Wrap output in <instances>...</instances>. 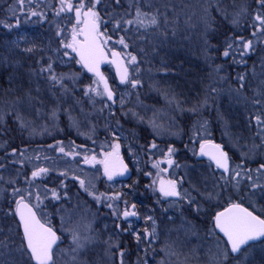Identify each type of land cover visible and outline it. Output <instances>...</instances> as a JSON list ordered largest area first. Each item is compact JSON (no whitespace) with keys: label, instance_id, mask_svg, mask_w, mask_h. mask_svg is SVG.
<instances>
[{"label":"rangeland","instance_id":"374dc122","mask_svg":"<svg viewBox=\"0 0 264 264\" xmlns=\"http://www.w3.org/2000/svg\"><path fill=\"white\" fill-rule=\"evenodd\" d=\"M175 0H148L151 8L145 7V11L159 9L161 13L166 14L174 7ZM214 0H212L213 2ZM15 2V1H14ZM13 2V3H14ZM121 5H116L114 0H102V3L97 6L98 10H101V16L107 20L109 16H115L119 18L123 13L129 9L131 0H122ZM209 3L206 0H183L181 3L182 12L181 18L184 17L186 23L196 17L195 21L198 22V26L204 27L202 18L204 17L203 9ZM26 5V4H25ZM15 6V5H14ZM215 6V2L212 3ZM59 7V3L57 7ZM245 5H236L232 8V17H236L237 13H241V9H244ZM173 10V9H172ZM38 12V9L35 10ZM103 11V12H102ZM24 13H27L25 10ZM105 14V15H104ZM43 22L39 17L29 16L25 14L23 17H18L20 23L16 26V20H8L6 24L12 25L11 28H7L6 40L7 45L3 53H0V62L6 66L14 67L18 69L21 67L27 58L32 57H51L61 65L69 66L66 69V76L70 78L76 76V81H80L82 74L76 71L73 59L63 57L62 53L64 49L61 48L59 40L61 37H57L56 25L59 24L65 29V35L71 28V24L74 23V17L72 13H61L59 17L55 15ZM12 16V15H11ZM243 16L242 13L238 16ZM71 21V22H70ZM4 23V25H6ZM110 26V25H106ZM197 26V24H195ZM108 28V27H107ZM110 29V28H108ZM151 30V31H150ZM154 29H148L140 32H129L127 35L132 34L144 35L149 32L151 36ZM110 31V30H109ZM157 31V30H155ZM111 32V31H110ZM120 35H123L120 33ZM117 38V37H116ZM115 38V39H116ZM125 39L126 36H125ZM119 46V45H116ZM32 47L35 50L32 53L26 52L25 49ZM59 49V52L57 51ZM73 55V54H72ZM74 56V55H73ZM254 57V56H253ZM63 61V62H61ZM145 66V65H144ZM140 71L134 75V78L140 81V84L136 88H132L129 84H121L112 66H108L104 69L103 73L108 79L109 86L113 89L115 95V103L106 101V99L100 100L98 96L92 102L93 107L83 113L84 110L79 105L81 102L71 98L72 102H67L65 109H62V103H53L42 101L39 103V109L36 112L32 111V102L26 100L25 102H9L6 103L1 110L13 111L19 113L23 117L27 114L26 125L33 131L39 133H46L51 135L53 131L61 130L60 127V115H64L65 125L67 124V130L73 132L75 140L78 141L79 146L76 151L80 152L78 156H64L55 148H46L43 150H31L25 152L28 157H32V163L27 157H21L14 155L9 157L11 164H4L0 168V176H3V181H0V230L5 225L6 231L13 229L14 224L10 219V212L15 205L13 203L14 197L11 195L12 188H28V184L25 182V176L30 177L31 171L34 165H42L50 168L48 176L42 180H38L37 183L47 185L48 188H56L59 191L60 181L64 180L67 185L64 189V193L67 196L64 197V193L60 194L62 199L60 201L44 200L41 206L43 214L55 225L59 233L63 231L61 235V243L55 251V259L57 264H71V256L68 254L69 249L73 246L72 235L68 229L79 228L81 235H87L91 237V242L87 246L80 250L77 255V264H120V251L124 252V264H218L222 259L218 254V241L216 239L217 234H210L209 229L211 226H203L197 224L196 221L190 219L192 211H197L195 206H189L186 201L180 200L176 197H162L158 191H153L152 180L155 178L156 169L152 167V162L155 160H162L163 156L160 150L167 152V148L172 146L175 148V144L180 141L183 134V125L174 113V106H169L166 103L167 99L165 93L168 95L175 92L167 86L170 77L165 76V72L159 70L157 67L151 64H147L143 67L139 64ZM250 74L249 85L238 95L233 89L238 88L229 86V81L226 83L224 74L220 71L212 75V79L215 78L219 89L218 95L223 97L228 96L236 97L241 101L240 108L242 110L255 111V107L251 101L257 92L264 91V61L257 67H252ZM215 68H213L214 70ZM224 79H221V78ZM210 79V77H208ZM214 79V80H215ZM195 80L187 78L186 83L192 84ZM77 83V82H76ZM75 83V84H76ZM193 86V85H192ZM151 97L150 101H143L138 93L143 92ZM151 93V94H150ZM211 92H209L210 94ZM153 94V95H152ZM206 96V95H205ZM169 97V96H168ZM216 99L217 95H214ZM212 98V93H211ZM258 98V97H257ZM30 99V98H29ZM74 100V101H73ZM121 100L123 103H121ZM222 100V99H221ZM219 102V101H218ZM59 104V105H58ZM105 104L110 107H106ZM25 107V108H24ZM119 108V109H118ZM25 109V110H24ZM53 109L57 110V119L51 118ZM36 113L40 117L37 122L33 123L32 116H36ZM256 113V112H255ZM98 114V119L97 118ZM99 114H102L100 119ZM71 116V120L69 119ZM0 128L5 123V118L0 120ZM29 121V124L27 122ZM116 123V124H113ZM140 128L145 130L148 128L152 135L149 138H144L139 135ZM194 126L191 128L189 134V140L192 144L198 142V137L195 135ZM119 137V140L114 138ZM200 135H205L203 132ZM72 138V136H69ZM227 138V137H226ZM68 137L60 138L57 142H62L65 147V151H70L72 144L67 140ZM153 141H150V140ZM214 141H217L211 138ZM169 143L165 148L161 142ZM261 139L256 136V140L252 143H245L243 140H236L232 135V139L227 144L233 150L235 155H238L240 160H236L233 165L240 164L242 160L241 152L247 153L244 160V167L253 170L256 169L251 163L256 162V156L264 154V148L254 147L260 144ZM157 145V149L150 150L152 143ZM219 142V141H217ZM53 141L50 143L52 144ZM120 144V156L123 160L127 157L134 163L136 175L128 180H117L115 177L112 181H109L103 174L102 165H89L83 161L85 150L89 156L95 154L99 159V154L105 151H110L109 144ZM57 144V143H56ZM55 144V145H56ZM85 144V145H84ZM176 149V148H175ZM27 150V149H26ZM199 151V142L198 150ZM39 154L40 160H36L35 156ZM47 156L48 159L44 160L43 157ZM174 164L172 167H168L167 164H162V168H168V172L165 175L168 179H176L179 181L183 178V184L187 179L189 184L186 190L191 189L193 184V177L191 172L196 173V169H206L208 175L211 177L209 181L200 180L196 181V188H200V194L194 193V198L203 203L205 197L202 193L211 192L214 189V185L221 183L219 176L214 169H211L209 165L204 162H198L194 164L191 162H176L175 153L172 156ZM248 161V164L246 161ZM20 161H23L21 163ZM179 165L178 171L174 169V165ZM61 171H67L68 176H79L80 179H84L86 184L91 181L94 185V190L97 194L108 193L113 194L116 192L122 193L121 201H114V205H118L119 211L123 212L126 205L123 201H127V207L130 209L132 204L136 205L137 217H129L127 220L118 219L113 215V209L108 208L104 203H97L92 196L88 195L79 185L78 181L70 180L75 186L69 182V179H64L58 175ZM151 172L153 175L148 176L145 173ZM179 177H176V173ZM143 175V189L137 188L141 183L140 176ZM16 180L17 183L9 184L7 181ZM204 182V186L200 183ZM264 183V179L260 181ZM182 184V185H183ZM182 185H179L182 190ZM74 187L71 193H68L66 189ZM219 191V189H216ZM148 197L153 200L148 201ZM248 204L255 210L260 212L264 216V192L259 189L251 190L245 181L241 182V190L236 193L235 190L231 192H223L220 197L217 196L211 200V202L218 205L228 204L229 200H235ZM159 201V202H157ZM175 201V203H173ZM35 203V201H33ZM156 203V204H155ZM223 205L222 207H224ZM200 208V207H199ZM189 212L187 213L186 211ZM146 216H152L155 221L156 236L152 243L149 244L147 240H142L137 243L133 233H143L145 228L151 231V221H145ZM5 223V224H3ZM62 224H66L67 227L62 229ZM119 225V227H117ZM131 225V231H122L121 229H128ZM87 226V230H85ZM12 232V233H13ZM132 233L135 244L137 246L136 253H132V259L128 260L125 256V245L123 240L128 239L129 234ZM129 240V239H128ZM110 242V243H106ZM118 245V247H116ZM220 248L224 246V240L219 241ZM14 247V245L10 246ZM0 251H6L0 249ZM260 259L261 264H264V249L261 245H257L253 249H250L245 258L244 255L239 257L241 264H256L254 259ZM0 259H14L16 264H24L20 258L19 253H13L12 257H2ZM227 264H237L236 260L229 259Z\"/></svg>","mask_w":264,"mask_h":264},{"label":"snow or ice","instance_id":"6c2138e0","mask_svg":"<svg viewBox=\"0 0 264 264\" xmlns=\"http://www.w3.org/2000/svg\"><path fill=\"white\" fill-rule=\"evenodd\" d=\"M116 5H121V0H114ZM209 6L212 5V0H206ZM33 0H17L19 5V10L25 12V4L29 7L27 8V15L39 17L40 21L43 22L47 19L46 13L38 12L32 9L31 5ZM59 7L55 9V15L59 17L61 13H72L74 17V23L71 24V28L65 35V29L59 24L56 25L57 37H61L59 44L62 49H64L62 56L68 57L69 59H74L76 64H79L87 72L92 73L93 80L91 85H89L85 91L84 95L88 96L90 99L98 96L106 101H111L115 103V95L113 89L109 86L108 79L105 77L104 73L101 71L102 64L114 65L116 69V74L119 77V82L121 84H129L132 88H136L140 81L134 78V75L139 73V61L136 55H133L131 51H128L130 45L125 39V35L129 32H140L141 29L147 31L148 29L159 30L162 26H166L169 21L164 13H161L159 9L155 11L149 10L145 11V7L151 8L148 0H131L129 4V9L126 10L123 15L119 18L115 16H109V19L105 20L97 6L102 3V0H58ZM225 0H215V7L211 8V11L218 13L223 21L231 20L235 25L238 24V16L245 12L246 9H241V13H237L236 17L230 16L227 8L222 6ZM257 4V10L252 16L253 23L251 27L253 31L251 33L252 38H245L243 35L226 37L224 40V50L222 56L227 60L232 58L233 63L246 64L244 59L255 51V42L259 41L264 43V0H255ZM204 17L202 22L205 25V36L208 35L209 31L215 33V29L212 25L216 22L215 18L211 15L209 8H204ZM163 17V19H162ZM71 22V21H70ZM2 23V22H0ZM20 23L19 19L16 20V26ZM111 24V32L106 27L107 24ZM102 25L104 29L102 30ZM11 28L12 25H5ZM120 32L125 33V35H119ZM161 35L167 36V31L161 32ZM175 36V31L172 33ZM114 36L117 37L114 39ZM116 45L120 46V50H117ZM205 49L208 50L213 46L210 45L205 39L204 41ZM35 49L32 47L26 48L25 51L32 53ZM59 52V49H57ZM74 54V56L72 55ZM239 56V60L236 56ZM63 62V61H61ZM39 63V62H38ZM222 66L217 65L214 69L216 73L221 71ZM36 73V70H33ZM36 74H46L45 79L50 84L51 88L59 87L64 92H67V86L64 84L65 76L62 74H57L53 67V62L51 57L49 62L46 64H41L38 73ZM73 82L76 80V76L71 77ZM221 79H224L223 77ZM239 87L233 89L238 95L246 88V76L244 74H238L236 77ZM264 84V81H262ZM211 93H216V88L210 89ZM259 97V98H257ZM169 106H174V108L181 113L187 112L193 116H201L202 111L206 110L208 107V96H205L203 100H198L192 104L190 108H184L183 104L185 102L177 99L175 95L171 97H166ZM213 98V102H214ZM121 103L123 101L121 100ZM252 105L256 108V113L250 117V123L252 120L255 122L257 129L256 135L261 139V144L254 146L264 148V91L257 92L251 101ZM106 107H110L105 104ZM52 119H57V110L53 109L51 113ZM71 120V116H69ZM216 119L221 121L224 127V135H230L228 132L227 121L224 120L223 114L216 109ZM16 120L19 122L21 127L26 126L25 118L19 113L16 114ZM196 129V135L199 142V151L193 150V155L198 157H207L209 161V167L219 172V181L222 183H217L214 185V189L211 192L202 193L206 200L211 201L217 196H220L223 192H231L235 190L238 193L241 190V182L245 181L248 187L253 190V192L259 189L264 192V183L260 181L264 179V163H261L258 168H256L255 175L253 170L244 167L243 157L247 153L241 152L242 160L240 164L233 165L230 162V157L228 152L225 151L224 147L215 143L210 137L212 135L209 128V122L203 119H197L194 124ZM203 132L205 135H200ZM116 140H119L118 136H115ZM50 148H55L64 156H78L81 155L80 152L76 151L78 146L74 144L71 146L70 151H65V147L62 142H57L56 145H50ZM108 147L110 151H105L97 155L93 154L89 156L87 154L88 150H85L83 156V161L85 164L89 165H102L103 174L107 177L109 181H112L116 176H123L128 172V167L124 163L120 156V144L112 143ZM157 149V145L153 142L150 145V150ZM176 149L172 146L167 148L165 153L160 150L163 156L162 160H155L152 162V167L157 171L155 173V178L152 180L153 191H158L162 197H176L180 200L186 201V203L191 207L196 205V210L199 211V205L191 193L186 189L181 190L179 185L183 184V178L180 180L168 179L164 174L168 172V168H162V164H167L168 167H172L174 160L172 159L173 154ZM17 150L12 149V153L16 154ZM20 156L24 157L25 152L21 151ZM31 160L32 157H27ZM36 160H40L41 156L37 154L35 156ZM47 160L48 157H43ZM23 163V161H20ZM3 165L0 164V168ZM179 167V165H176ZM50 172L49 167L42 165H34L31 171L30 177L25 176V182L28 184V188H12L11 195L14 197L13 203L15 205L14 209L11 210L10 215L16 220V228L20 231L15 232V237L9 236L7 239H0V249L6 251H0V258L2 257H12L13 253H19L21 260L24 264H57L55 259V251L59 247L61 241V235L57 234V230H54L51 221L43 214L41 206L44 200L49 201H60L62 196L56 188H48L47 185H41L37 183L38 180H42L44 177L48 176ZM60 177L64 179L68 178L67 171H61L58 173ZM145 175L152 176L151 172L145 173ZM72 180L78 181L80 187L92 196L97 203H104L108 208L113 209V215L118 219L127 220L129 217H137L138 213L135 210L136 205L132 204L131 208L127 207V201H123L126 205L123 212L119 211L118 205H114V201H121L122 193L116 192L113 194L99 193L97 194L94 190V185L91 181L87 184L84 179H80L79 176L73 175ZM0 181H3V176H0ZM9 184L17 183L16 180L7 181ZM67 185L64 180L60 181V188H66ZM219 189L217 191L216 189ZM67 193H64V197ZM242 200V198H241ZM35 201V203H33ZM159 202V201H157ZM175 203V201H173ZM212 227L209 229L210 234H217L216 239L218 241V254L222 258L218 264H227L229 258L236 260L237 264H241L239 261V256L244 255L245 258L250 249L256 246L259 242L261 248L264 249V217L261 215L254 214V211H250L248 207H245L242 202H236L235 200H229L228 206L223 208L221 211L215 212L211 217ZM145 221H151L152 227L151 231L148 228L144 229L143 233L134 232L133 235L139 244L142 240H147L149 244L152 243L156 236V221L152 216H146ZM67 227L66 224H62V229ZM119 227V225H117ZM72 235L73 246L69 249V255L71 256V264H77V255L80 250L85 248L88 243L91 242V237L87 235H81L79 228L68 229ZM87 230V226H85ZM122 231H131V225L128 229H121ZM2 231V230H0ZM13 229H9L11 233ZM218 234H222V237ZM16 238H18L19 243L17 244ZM224 240L223 248H220L219 241ZM110 243V242H106ZM10 244L14 247L10 248ZM118 247V245L116 246ZM120 264H124V252L120 251ZM0 264H16L14 259H0ZM146 264V262H145Z\"/></svg>","mask_w":264,"mask_h":264},{"label":"trees","instance_id":"16d2710c","mask_svg":"<svg viewBox=\"0 0 264 264\" xmlns=\"http://www.w3.org/2000/svg\"><path fill=\"white\" fill-rule=\"evenodd\" d=\"M182 2L183 0L174 1L173 10L171 9L165 14L169 23L166 26H162L161 29L157 31L154 29L153 34L155 36H151L149 32H146L144 35L132 34L131 36L125 35L123 32L120 33L126 36V41L130 45L128 51H131L133 55L137 56L139 64H142L143 67H146L147 64L154 65L159 70L162 69V71L165 72V76L170 77L167 86L175 93L171 95L165 93L166 97L175 95L177 99L185 102L183 104L184 108H190L196 101L203 100L205 95L209 97L208 107L206 110L202 111L201 116L209 122V128L212 133L210 138L219 141V143L224 146L226 151L229 153L231 163L234 164L236 160H240V157L233 153V150L227 143L232 139V135L236 140H243L246 144L248 142L252 143L256 140L257 129L255 122L254 120H252L251 123L249 122L250 117L255 114L256 109L254 112L251 111V109L242 110L239 107L241 101H239L236 97L229 98L226 96L222 98V95H218V83L215 78L212 79L213 76L210 75V73L214 74L213 68L217 65H221V72L226 78V83L227 81L230 82V87L239 86L238 81L236 80L238 74H244L246 76V86L249 85L247 82L251 79L250 74L253 69L252 67H258L259 64L264 61V43L259 41L255 42V51L244 58L246 60V64L233 63L232 58H228L226 60L222 56V52L225 47L224 40L226 37L243 35L245 38H252V16H254L258 6L255 3V0H225V3L222 6L227 8L230 16H232L231 12L234 5H236V7L241 4L245 5L244 9H246V11L242 13L243 16L238 18V24L234 25L231 20L223 21L218 13L211 11V8H214L215 6L213 7L211 5L210 7L209 4L206 5V8H209L211 15L215 18L216 22L212 25V28L215 29V33L209 31L208 35L205 36V26H198V22L195 21L196 17H194L191 22L188 21L187 23L184 21V17L181 18L180 14L182 12ZM214 2L215 0L212 3ZM57 4L58 0H33L31 7L33 10L38 9L39 11L46 13V16L49 15L48 17L51 18L54 16L52 14L56 9ZM121 4H123L122 0ZM28 7L29 6L26 4L25 10H27ZM25 14L26 13H22L19 10L17 0H0V22H2L0 23V53L4 52L7 45V40L5 39L7 28L4 23L6 24L8 20L14 22L18 19V17H16L17 15L21 18ZM195 24H197V26H195ZM108 25L110 26L106 27L110 28L109 30L111 31L112 25L110 23ZM104 27L105 26L102 25V30ZM165 30L167 31V36L161 35V32H164ZM173 31H175V36L172 35ZM115 38L116 37L114 36V39ZM205 39H207L208 43L213 46L212 48L208 50L205 49ZM116 48L117 50H120V46H116ZM27 59L28 60H26L24 64L16 70L14 67L6 66L0 62L1 109L6 103L16 101L25 102L26 100L32 102L33 112H36L39 109L38 105L42 101L51 102L50 104L61 102L63 105L61 106L62 109H65L66 103L72 102L71 98H76L75 100H79L81 102L79 105L83 108V113H87V111L93 107L91 101H94L96 97L90 99L88 96L84 95V91L89 85H91L94 77L85 73L81 66L75 63L74 59L73 61L76 71L82 74L81 80L76 81L77 83L70 81V78H68L65 74L66 69H69V66L61 65L56 60L51 59L57 74H62L66 77L64 84L67 86V92H64L59 87L54 89L51 88L50 84L45 79L46 74H36L38 73L41 64L49 62V57H30ZM236 59L239 60L238 55L236 56ZM33 70H36V73H33ZM208 77H210V79ZM187 78L194 79L195 81L192 84L186 83ZM211 88L217 89L216 93H212V98L211 93L209 94ZM138 95L139 97L141 96L143 101L151 100V97L145 93L144 89L143 92L138 93ZM214 95H217L220 99H216ZM213 98H215L214 102ZM99 99L102 100L101 97ZM166 103L168 102L166 101ZM216 109H219V111L223 114L224 120L227 121L228 132L230 135H224L223 124L221 121L216 119ZM174 113L183 125V134L181 139L175 144L176 162L192 161L194 164L204 162L209 165L208 160L193 155V150L196 152L198 150V142L192 144L191 141H188L189 134H192L191 128L194 126L195 121L200 119L201 116H193L187 112L181 113L175 108ZM16 114L17 113H14L13 111H0V120L5 118V123L0 128V164L10 165L11 159H9V157H13L14 155L20 156L21 151L30 152L31 150L38 151L46 149L50 146L52 141V144L55 145L60 138L68 137L67 140H69L70 144L79 146L78 141H76L73 136V132L67 130V124L65 125V122L63 121L64 115H60L61 130L53 131L50 133L51 135H48L46 133L33 131L27 127L28 125L21 127L19 122L16 120ZM99 117L101 119L103 117L102 114H99ZM24 118L26 121L27 114H25ZM32 118L33 123H35L40 117L36 113V116H32ZM96 119H98V114ZM27 124H29V121ZM140 132L141 133L139 135H141L143 139L146 137L149 138L150 135H152L148 128H145V130L140 128ZM69 136H72V138ZM150 141L153 140L151 139ZM161 143L164 148L169 144L166 141ZM256 144H261V142L258 141ZM12 149L17 150L16 154L12 153ZM27 153H25V157H28ZM255 160L256 162L251 164L255 168H258L261 163H264V154L260 153L256 156ZM29 161L32 163V159ZM246 163L247 165L250 164L248 161H246ZM176 165H174V169L178 171ZM211 169H214V166ZM207 172L208 171L206 169L199 168L196 169V173L193 174L191 172L194 185H191V189L187 191L191 193L192 197H194L196 189V194H200L201 192L199 187L196 188L195 179L197 182L200 180L209 181V178L211 177ZM215 172L219 176V172L216 170ZM175 173L176 177H179L178 173ZM143 177V175L140 176L141 183L137 186V188L141 189L144 181ZM68 179L72 186H75L74 183L70 181V176H68ZM185 182L186 183L181 186L182 190L188 187V180L186 179ZM200 185L204 186V182L200 183ZM73 188L74 187H70L66 190L68 193H71ZM58 189L61 193H64V189L60 188V186ZM221 195H223V193ZM150 200L153 199L148 197V201ZM196 201L200 208L199 211H192L188 214L190 215V219L194 222L196 221L198 225L201 224L203 226L212 227L211 217L225 204L218 203V205H216L206 199H203V203L199 202L197 199ZM239 201L241 202L242 200L239 199ZM193 206L196 207V205ZM189 210L190 209L186 212L188 213ZM10 219L15 227L14 232L12 231L13 233H10L9 231H6L7 229H5L4 225L1 228L2 231H0V239H7L9 236L15 237V232L20 231L16 228L17 218L14 220L13 216L10 215ZM16 242L17 244L19 243L18 238H16ZM123 242L125 250L127 251L125 252V256L128 260H131L132 253H136V250H138L137 246L131 237H129V240L124 239ZM10 246L12 245L10 244ZM254 260L256 261V264H261L262 262L259 258H255Z\"/></svg>","mask_w":264,"mask_h":264},{"label":"flooded vegetation","instance_id":"af4514ba","mask_svg":"<svg viewBox=\"0 0 264 264\" xmlns=\"http://www.w3.org/2000/svg\"><path fill=\"white\" fill-rule=\"evenodd\" d=\"M126 161H127V163H128V165L130 166V170H131V177H133L134 175H136L137 173H136V171H135V167H134V163H133V161H131V159L129 158V157H127L126 158ZM130 177V178H131ZM115 178H117V176L115 177ZM129 180V179H128ZM144 180V179H143ZM130 181H132V178H131V180ZM141 189H143V185L141 186ZM245 206H247L248 208H250L252 211H254V213H256L257 215H261L262 217H264L260 212H258L257 210H255L253 207H251V206H249L248 204H245V203H243ZM228 205V204H227ZM227 205H225V206H227ZM224 206V207H225ZM223 207H221L220 209H222ZM219 209V210H220ZM218 210V211H219ZM52 224V223H51ZM52 226H54L55 227V225L54 224H52ZM58 230V229H57ZM129 235H130V237L134 240V238H133V235H132V233H128ZM60 235H61V233H60ZM221 237H222V235L221 234H219ZM61 239H62V237H61ZM128 239H129V237H128ZM135 242V241H134ZM257 245H260L259 244V242H257L256 243V246ZM255 246V247H256ZM240 256H242V255H240ZM239 256V257H240Z\"/></svg>","mask_w":264,"mask_h":264},{"label":"water","instance_id":"95a60500","mask_svg":"<svg viewBox=\"0 0 264 264\" xmlns=\"http://www.w3.org/2000/svg\"><path fill=\"white\" fill-rule=\"evenodd\" d=\"M107 65H109V64H102L101 65V71L103 72V68L105 67V66H107ZM115 67V66H114ZM84 71L87 73V74H89V75H91V76H93L92 75V73H89V72H87L85 69H84ZM214 141V140H213ZM215 143H219V142H217V141H214ZM220 144V143H219ZM226 151V150H225ZM202 158H205V159H207V157H202ZM124 161V163L127 165V163L125 162V160H123ZM127 167H128V172L127 173H125L123 176H118V178L119 179H128L130 176H131V171H130V168H129V166L127 165ZM228 206V205H227ZM227 206H225V207H227ZM245 206V205H244ZM225 207H223V208H225ZM245 207H247V206H245ZM223 208L222 209H220L219 211H221V210H223ZM249 210L250 211H252L250 208H249ZM254 214H256V213H254ZM18 219V218H17ZM54 228V227H53ZM54 230H56L55 228H54ZM57 234L59 235V233H58V231H57ZM222 235V234H221ZM59 243V242H58Z\"/></svg>","mask_w":264,"mask_h":264}]
</instances>
